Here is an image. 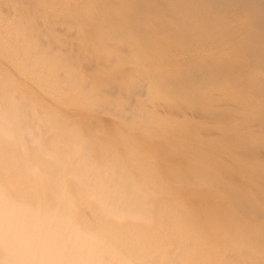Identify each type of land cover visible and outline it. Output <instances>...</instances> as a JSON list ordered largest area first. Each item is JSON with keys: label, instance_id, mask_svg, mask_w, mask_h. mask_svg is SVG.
Here are the masks:
<instances>
[{"label": "rangeland", "instance_id": "rangeland-1", "mask_svg": "<svg viewBox=\"0 0 264 264\" xmlns=\"http://www.w3.org/2000/svg\"><path fill=\"white\" fill-rule=\"evenodd\" d=\"M22 1L21 0H0V96H2L0 101H4L3 103L7 104L6 108L3 109V103L0 102V105H1L0 107H2L0 108V110L1 109L4 110V115L2 111H1L2 114L0 112V116L3 115L2 116L3 119L2 117H0V119L2 120V121L0 120L1 121L0 127L4 128L3 130H5V132L2 130L3 134L5 135V133L7 132V130L9 131V129H11L12 131L13 130L12 128L14 126L12 127L11 125L13 124L14 125L16 124V127L18 128L20 127L19 125L21 124V126L24 125L23 128L21 127L22 129H25V128L30 129L32 124L35 125L36 127L38 123L39 127L37 126L38 127L37 129L42 130L44 126L39 122L43 118L45 117L47 118L48 114L52 112L51 113L52 115L50 114L51 119L50 117H48L50 120L47 121L46 118L43 119L44 122H48V123L50 122V124L53 125L52 126L53 128L51 127V125H49V127L54 129V131L59 130V128L61 130H70V128H73L72 133L76 132L75 134L77 135L81 131L82 133H80L81 135L79 134V138L77 137V135L75 136V134L74 136L77 137V140L78 139L81 140L80 142H82L84 138L85 139L87 138L89 141L88 145L90 144L93 150L90 147L88 148L87 147L88 145L85 146L88 142V141L85 142L86 141L85 139L83 141L86 143L85 145L82 146L83 143H79L77 141L78 145L80 144L82 147H84L83 149L85 150H87V148L88 150L91 149L89 153H91L94 150L95 151L97 150V152L94 151L93 153L89 154L90 155L89 156L87 154L88 150L87 152H84V150L82 149V147H80V145L78 146L75 144L76 138H75V142H73L74 136H71V137L68 136L69 135L68 133H70V131L66 133V131L63 132L60 130V132L57 131L54 133L53 131L52 133H50L52 131V130L50 131L51 128H48V129L46 128V132H48V134L45 131L43 132L46 133L45 135L47 137L44 136L45 138L42 141L43 135H40L41 141L39 143L37 142L38 145L41 144L39 147L37 144H36L37 147L35 146L32 147V145H35L36 142L33 141L35 143L32 145L28 143L30 141L29 140L30 138H28L27 136H29L30 133L24 135L22 134L23 132L21 131L22 133L21 132L20 133L23 135L22 137L24 138V142L26 143L22 145L23 138H21V134L19 136V133H18V136L20 138H18L17 140L19 141L18 143L21 142V144H19L20 147L24 146L23 147L24 150L22 151L24 152L25 150H27L26 152L27 156L25 155V157L28 158L27 159L28 162H27L24 155H22L21 151H20L21 154L19 155V149H22V148L20 147L19 149L17 148L18 143H16L17 147H15V143H13L12 138H11L13 137V140L14 141L16 140L15 138L17 135L15 136V134L17 133L14 134L12 132H15V131L17 132V129L14 128L12 132L9 131L12 133V135L13 134L14 135L11 137L9 135L8 138L6 137V139H3L5 137L1 132L0 133V182L6 188L12 191V194H14L13 195L14 197L17 193H19V191L26 190L27 187H34L37 191L40 190L43 192L41 194H44V195H42L41 198L44 196L43 197L44 204L52 206V207L58 206L60 204L59 203L60 199L58 201L57 197H55L56 195L53 194L51 185L46 180H44L43 177L41 179H38L39 183L37 184L35 181V179L37 180V178L34 179V177L32 176L33 173L30 172V169L28 172V167H30L29 163L32 162L31 164H41L42 165L41 171H44V172H48L49 170L53 171V169L54 171H56L60 169L59 168L60 164L58 165V162H57V164L54 165L53 161L55 158L51 159L53 157L50 158L49 156L48 160L46 158H43L44 152L46 151L50 152L52 150V152L54 151L53 153H60L61 157L65 159L66 162L67 161L69 162L75 156V154L80 156L79 155V153L81 152L79 151V148H80V150L82 149L83 152L89 156V158L91 157V155L93 157L94 153L98 155V157L96 158H94L95 156L93 158L91 157L93 162L91 161V159H89L91 161L89 162L88 156L83 153L84 155L82 154L83 156L81 155V157L84 158V156L86 155L87 159L85 160L86 161L88 160L89 162V163L88 162L86 163L87 165L85 164L86 166L92 163V165L90 166L94 167L98 163L97 165H99L100 169L103 170L106 167L102 171V173H100L101 174L99 175L100 177H97L98 180H100L99 178L103 176L102 174L103 172L107 170V168L108 169L110 168L109 170H107V172H110V170L112 169L111 166L113 167L115 166L116 168V164H117L116 169H119V170L114 171L115 168L112 170L115 173L117 171V173L119 175L121 174V176L123 175L124 172H126L127 175L126 173H124L123 176L126 175V178L128 176L129 178H131V180L128 181L129 180L128 178L125 181H128L131 184L140 185L142 189L146 188L145 190H147L148 192H152V191L153 193L155 192L154 193L155 197L152 196L153 193L149 194L150 195L149 197L150 199L154 201L156 205L165 207L169 203L167 200H170V199L173 200L174 198H175L174 200H176L174 202L180 205L183 204L182 205L183 208L180 205H176L175 210L172 211L171 214H172V217H175V216L183 217L186 221L185 222L186 226L188 225L189 227L188 231H186L183 228V230L179 232L174 227L176 225L172 224L171 219L169 218L170 216H168V214H165L164 210H158V208L155 211L153 220H148L149 223L143 220L139 222L135 220L130 221V219L129 220L128 219L126 220L118 219V221H116L117 218L107 216L106 214L100 211V208L102 209V207H100L101 205H99L97 202H92L94 201V199H92L93 195H91V198H89L90 195L84 192L85 189H82V188H85L88 182H89V185L92 186V183L95 180H97L96 176L94 175L96 174L95 171L99 169V168H96L98 166L96 165L95 170L91 171L92 174L95 173L94 175H92L91 173H90L91 175L90 174L88 175L87 173L90 172V169L89 170L84 169L85 172L87 171L86 172L87 175H86L84 171L82 172L83 168L80 164L81 162L84 161V159L82 161V158L80 157L79 158L81 160L80 161L77 158L78 156H76L75 158H77L80 162L78 161L75 162L77 159L74 158L75 160L73 159L74 160L73 163L71 161L72 164L70 163L69 165L67 162L65 166H66V170L69 169L67 172L70 173L72 170L71 168H73L74 171H78L77 170L78 168L75 167L74 163L80 164L81 168L78 166L81 169V170L79 169V171L81 172L80 174L81 180H79L80 185L77 183L80 177L78 173L76 174V172L75 174L78 175L79 177L77 178V180H75L73 177H72L73 179L67 177L66 181L68 183L66 182L64 183L66 184L65 186L69 187V190L74 193V198H75L76 207H77V212H76L77 222H79V224L81 225L83 229H86V230L89 229L88 231H91V232L93 230L94 233L100 234L102 233V231L108 228V229H113L115 231H118L120 233L122 232L123 234H128V230H131V228L135 226L136 228L139 229L138 238L142 239L144 236H148V235L152 236L153 238H156V241H158V244L155 245L153 248H151L152 255H154L155 251L160 250L166 256L165 257L166 260L168 262L171 261L169 262L170 264H264V179H263L264 178V161H263L264 155H262L264 153V145H263L264 144V141H263L264 134H262L264 131L262 132L259 128V125H260L259 123H261V125H264L263 124L264 116L262 115L263 118L260 116L261 113L264 114L263 113L264 111L261 110V108L264 109L263 108L264 106L262 105L264 104L263 102L264 101V82H263L264 77L263 76L260 77L256 75L261 72L260 70H262V74H259V75H263V72H264L263 71L264 64L262 63L264 59L263 57L264 48L262 46V44L264 43V0H248V1L247 0H153L155 1V4L152 3L153 2L152 0H146V1L144 0L146 3L147 1H149L150 2L149 5L152 3L150 6H148V8H147V5L144 3V1L142 2L141 0H128L127 1L128 3H125L126 0H25V1L22 0ZM139 1L142 2V3L140 2V5H139ZM252 1H255V2H252ZM141 4H143L142 7H141ZM153 4L158 7L156 8L155 6H153ZM149 7L150 8L152 7V10L157 9L160 11H157V12L152 11V12L157 13V14L153 13L154 14L153 15ZM139 10L141 12L143 10L144 14L146 15H144L143 12L140 13ZM147 12L148 14L149 13L150 14L148 15ZM151 14L153 16H151ZM30 31L32 34L29 33ZM249 31L250 33H255V35L250 34ZM233 36L236 38H233ZM247 36L249 37L247 38ZM250 36L252 39H250ZM253 38L259 41V44L257 43V40L255 41L258 45H260V43L263 42L260 45L262 47L257 45L258 48H262V49L257 48L259 51L255 49V47L257 46L254 47L255 42ZM243 39H245L246 41L248 40L247 42L248 44L252 40L254 44L250 43L248 46H246L247 43L245 41L244 43ZM225 40L227 43L225 42V44H223L224 43L223 41ZM189 41H190V44H189ZM219 42H221V44ZM240 42H241V46H240ZM242 43L245 44L247 48L253 45L252 49L250 47L248 48L247 51L249 53L244 51L246 47ZM193 44L195 45L196 48L194 46L191 47V45ZM229 44L231 46H234L235 49H236V46H240L239 48L241 50L240 49L238 50L236 49L237 51L235 50L236 52H239V53H235V51H232V49L230 50L229 48H233V47H230ZM243 47L245 48L243 49ZM206 48H208V51H206L207 50ZM214 48L216 49L214 50ZM221 48H226V49L224 50ZM124 49L126 50V52H123ZM11 50L13 51L12 53H10ZM252 50L253 51L257 50V51H254L252 53ZM127 51H129V54ZM243 51L245 52V54ZM131 52H132V55H131ZM228 52H229V55H228ZM240 52H241V55H240ZM13 53L15 55H13ZM10 54H12V56H10ZM247 54L248 55L250 54L249 59H248V56H246ZM141 56L143 57V59ZM241 56L243 57L242 59H241ZM23 57H24V60H22ZM251 57L254 60L259 59L258 60L259 62L257 61L256 64L253 63L254 60H252ZM226 59H228V61ZM233 59L235 61L236 59H239V61L237 60L238 63L235 62ZM16 60L18 61V65L17 64L15 65V63H17ZM48 60H49V63H48ZM230 60L232 63L230 62ZM241 60L243 63H245V60H246L247 64L246 63L245 64L248 67L243 63L242 65ZM248 60L251 61L252 64L251 62L249 63ZM12 61L15 63H12ZM27 61L29 62V64ZM45 61L47 62L44 63ZM144 61L145 62L148 61V62L144 64L143 63ZM23 62H25V64ZM37 62L39 63L37 64ZM229 62L231 64H234V63L235 64L231 65ZM133 63L136 65H134ZM138 63L139 65H137ZM147 63L149 64L147 65ZM50 64L51 66L52 64L53 65L55 64V65L54 67L52 66L51 68ZM229 64L231 66H229ZM236 64H238V68L236 67L237 66ZM254 64H255V68L259 67L260 69L258 68V70L256 69L254 70L253 69L254 67H252L254 66ZM18 66H20L21 69ZM232 66H234L235 68L234 67L232 68ZM249 66L251 69L254 70V72L249 68ZM15 67H18V68H15ZM48 67L50 69H48ZM245 67H247V69H249L247 71L248 72L250 71V72L246 73L245 72L246 70H244L245 76L242 77L243 74L241 73L243 72L242 71L243 69L241 70V68L245 69ZM261 67L263 68L261 69ZM39 68L41 71L46 70V69H48V71L47 70L43 71V73L45 72L43 74L40 70H38ZM145 68H147L148 70ZM20 70L23 71V73H24V70L27 71L28 73L25 72L24 73L25 75H24ZM37 71H38V78L37 77L35 78V76H37V73H36ZM233 71H236V72L234 73ZM49 72L52 73L51 74L52 76L50 75ZM142 72H144L145 74L147 73V74L146 75L144 73L142 74ZM230 72H231V76H230ZM237 72L239 75L237 74ZM252 72L255 73L256 76L251 74ZM28 74H30L29 76L31 77H29ZM40 74H43V75L39 76ZM240 74L242 75L241 77H239ZM248 74L251 76H249ZM46 75L47 77H45ZM246 75L249 76L250 78L249 79L248 77L246 78ZM53 76L57 77V79L54 78ZM252 76L254 77L253 80L257 81V83L256 81L254 82L256 83L254 84V88L256 89L253 88V83H252L253 81L252 80L250 81V79L253 78ZM50 77L52 81L54 80V85L52 81H48ZM232 77H233V80H232ZM31 78L36 79V81L32 79V81H34L35 83L31 81ZM260 78H262L261 83L259 82ZM37 79H40L39 83L37 82L38 81ZM235 79L236 80L242 79V80L236 81ZM243 79H245L246 82H244ZM224 80L228 82V84ZM135 81H137V83ZM143 81L145 82L143 83ZM213 81L215 82L216 85L214 84ZM241 81L244 86L248 83L246 85V87L247 86L248 87L245 88L244 86H242ZM43 82H45L48 85H45L44 87H42L44 85ZM49 82L54 86L55 89ZM129 82L133 85L134 88H132V85L131 86L129 85L130 84ZM36 84L38 85L36 86ZM142 84H145L144 85L145 87H143ZM158 84H161V85H158ZM162 84L164 85V87ZM261 84H263V87L261 86ZM195 85L197 88L195 87ZM230 85L233 88V90L230 87ZM239 85L242 86L243 89H241ZM38 86L40 89L38 88ZM59 86L60 88L58 89ZM129 86L132 89L129 88ZM220 86L222 87L220 88ZM238 86L240 87V89ZM75 87H76V90H75ZM209 87H212V90ZM4 88H8L9 90L8 89L5 90ZM44 88H46V90L50 89L51 92L50 90L49 92L46 91ZM139 88H142V89H139ZM143 88L145 89V91L142 92ZM153 88L155 90H153ZM235 88L237 89V92L234 91L236 90ZM251 88L254 89L253 93L255 94L251 92L253 91ZM57 89L61 92H59ZM134 89H136V91H139V92L141 91V93L143 94H140V93L138 94V92L133 91ZM200 89L202 90L204 89L203 90L204 92ZM10 90H12L13 95L14 94L16 95V96L15 95L13 96L14 99L16 97L19 99L18 102L22 103L24 101L27 104L29 103V101H31L30 103L33 106L32 107L33 112L31 109H28V105H29V108H31L30 103L26 107H25V103H22V105L24 104V106H22L19 103H18L19 105L16 104L15 102H17L16 101L17 98L15 99V102H14L15 105L14 104L11 105L12 108L10 107V109H12L13 111L16 105L18 106V108L21 105L20 107L22 108L21 109L19 108V111H21L22 115H24L23 112L26 110L25 112L27 113L25 114L28 115V113L30 114V112L32 114H36L34 112L35 111L34 109L37 108L36 112L38 113L40 112L39 115L38 113L36 114V116L38 115L37 117L39 118L37 120L38 121L37 123H36V120H34L35 118L34 115H32L33 118H31L32 117L31 114L28 115V117L31 116L29 118L30 120L28 121L27 119L28 117H26L25 123H24L23 121L24 119L20 118V116L22 115H21V112L19 111L18 113L20 114V116L19 118H17V120H19L18 122L22 120V122L17 126V122L15 123L13 120L10 121V119H12L13 117L12 116L13 113L11 115L12 117L9 115L10 109L8 108L10 106V105L8 106V104L11 101L9 95H12L10 93L11 92ZM52 90L54 91L52 92ZM68 90H72V91L69 92ZM126 90H128V92ZM217 90L219 92L221 90V92L217 93L218 92ZM2 91H4L3 93L5 94V96L3 95ZM75 91L79 93L81 91L82 92L80 93V95L76 92L78 94L77 96ZM8 92H9V95L7 94ZM91 92L92 93L94 92V94H92ZM190 92H192L194 97L192 96ZM67 93H70L69 94L70 96L68 95L69 97L66 96ZM87 93L89 97L87 96L86 98ZM127 93H129L130 96L132 93V96L130 97L129 94ZM221 93H222V96L220 95V98H222L221 99L222 102L228 98L227 101H229L228 102L229 104L228 103L227 104L231 106V108H228V106L226 105L225 102L227 101L224 102V104L227 107L222 102L221 103L223 104L225 108L229 110L234 109L232 107V105L234 106V104H230L231 101L229 99L231 98L232 100V97L234 98L237 97L238 93H239V97L237 98L239 100L235 98V100L238 101V102L235 101V107L237 108L239 106H237L236 102L239 103L238 105H240L241 108L246 107V109L249 110V106H251L254 102L258 103V101L256 100L259 99L260 101L258 105H255L256 103L254 104V106L252 105L251 106L252 108H250V111H246L243 108L241 110L240 107L238 109L235 108L237 109L235 110L237 111L236 115L241 114L237 117L235 114L232 113L235 111L230 110L231 111L230 112L227 110L226 112L228 113H226L224 111L226 110L224 107L223 109H221L222 105L219 99V94ZM241 93L243 95H241ZM195 94L198 96H195ZM214 94L217 96H215ZM225 94L227 97L225 96ZM83 95H85V98ZM126 95H128V97ZM229 95H230V98H229ZM245 95H247V97L249 96V98L250 97L253 98L254 102L252 101L253 103L251 102V105L245 100L248 99V101L249 100L251 101L252 99L246 98ZM255 95H257V97ZM29 96L31 97V100ZM57 96H60V97L57 98ZM79 96H81L83 100L79 98ZM93 96H94V99H93ZM183 96L185 98L184 102L183 100L182 101L179 100L183 98ZM200 96L201 98H199ZM214 96L217 99H219L217 100L219 102L215 100L216 98ZM5 97H7L10 101L7 100V98L5 99ZM13 97H12V100H14ZM52 97H54V99ZM205 97L207 98L209 97V98L207 99ZM129 98L130 99L132 98V99L130 100ZM223 98L224 99L226 98V99L224 100ZM241 98H243V102ZM71 99L73 101L76 99V103L75 101L74 102L71 101ZM80 99H81V102H80ZM85 99L87 100L89 99L88 102L90 104L86 103L87 106L84 102ZM198 99H200L201 101ZM211 99H213V101ZM112 100H114L116 103L114 101L112 104L109 103V102H112ZM135 100L139 101V105L141 106V108L138 105V102ZM214 100L221 106L217 107L216 105L218 104H215L216 102ZM37 101L38 102L40 101L42 104H40V102L38 103ZM162 101H164L166 105ZM210 101H212L215 106H212L213 104L212 103L210 104L209 103ZM12 102L13 101H11L10 103L12 104ZM64 102L65 104H62ZM150 102L151 103L153 102V105ZM154 102L155 103L157 102L156 105L157 106L160 105L161 108L163 109H160L159 106H158L159 109L155 108L156 106ZM175 102L178 106H176ZM202 102H203V105L200 104ZM260 102L261 103L263 102V103L260 104ZM83 103L85 105H83ZM107 103H109L110 105H113L114 108H110V105ZM194 103H196V105L197 103H199V105L194 106L195 105ZM244 103L246 104V106H241V105H245ZM39 104L42 105L44 108L40 107ZM118 104L122 109L119 108ZM247 104H248V108H247ZM47 105L49 106V108H46L48 107ZM78 105H81V106H78ZM90 105L91 107H88ZM122 105H124L125 107L123 106L124 107L123 108ZM169 105H171L170 106L171 108L173 107V105L176 108L173 107V109L171 110ZM85 106L87 107V109ZM149 106H151L150 108H152L153 106V108L157 110L154 111L153 108H152L153 110L148 108ZM181 106L183 109L184 108L185 109L182 110ZM210 106L214 109H212ZM255 106L257 108L259 107L260 108L257 109ZM16 107H15V110L17 109ZM51 107H54L53 109L54 111L52 110ZM82 107H84V109H82ZM253 107H255V109H253ZM117 108H119V110H117ZM204 108H207V109H204ZM208 108H211V109H208ZM6 109H8V111ZM27 109L29 110V112ZM45 109H47L46 110L47 112L49 109V112L47 114H46ZM124 109L125 111H123ZM219 109L221 110L219 111ZM158 110H159V113H158ZM217 110L219 114L216 112ZM251 110L255 111L254 115L258 114V117L256 115L255 116L257 117V119L258 118L261 119L262 120L261 122L257 120L254 115L251 114L253 113ZM116 111L117 113L116 115H114L115 114L114 112ZM118 111H122L123 114ZM144 111H145V114H144ZM173 111H175L176 114H178L179 116L176 115L177 117H174L175 115L172 114ZM204 111H206L207 114H210V116L207 114H204L205 113ZM222 111L226 113L225 116L231 113V115L229 114L231 117L235 116L238 119H234V117L233 118L225 117V121H223L224 118L221 120L219 119L220 117H218V116H221L220 114L224 116V113ZM240 111L241 113H238ZM5 112L6 114L9 115L8 116L9 118L7 117V115L5 117ZM43 112L45 114H43ZM56 112L57 114L55 115ZM127 112L128 113L130 112L129 113L130 115ZM198 112L199 114H201L202 112L203 115H199ZM246 112L248 113V115ZM118 113L119 114L121 113L124 116L121 115L122 117L121 116L118 117ZM149 113H150V117L147 118V115ZM212 113L214 114L212 115ZM216 113L218 114V116ZM41 114L42 116H40ZM126 114L128 117L126 116ZM138 114L140 115V120L142 119V121L138 120L139 119ZM141 114L143 116L146 114L147 115L146 117H143ZM249 114H251V116H254L255 118L252 119L253 117H251ZM58 115L59 117L60 116L62 117L59 118ZM153 115L155 116L153 117ZM205 115L206 117H204ZM211 115L212 117L216 116L215 118L218 117V119L220 120V123L218 122L215 123L214 122L215 118H213V121H212ZM242 115L245 120L244 119L240 120ZM135 116L137 119L135 118ZM202 116L204 117V119ZM208 116L211 117V119L208 118ZM14 117H18V114L17 116L16 114H14ZM53 117H56L57 119L55 120ZM125 117L129 119H126ZM249 117H251V119ZM4 118L5 120L6 118L8 120L4 121ZM230 118L231 120H233V122L230 121ZM247 119L250 120L249 123L246 121ZM51 120L53 122H51ZM254 120H257V121H254ZM8 121L10 122L8 123ZM30 121L32 124H30ZM108 121L110 122L108 123ZM121 121H123V123ZM135 121L136 122L139 121L138 125L135 124ZM226 121H228L230 124ZM251 121L254 123V125L253 123H250ZM5 122H7L8 127H12V128H9L6 130ZM44 122L42 123L44 124ZM58 122L60 123L61 126L59 125ZM221 122L222 123L225 122V123L222 124ZM256 122L257 123L259 122L258 123L259 125L256 124ZM10 123H13V124H10ZM48 123H45V127H46V124ZM129 123L130 124L133 123V124L129 125ZM186 123H189V124H186ZM57 124L60 126L59 128L57 127L58 126ZM219 124H221L224 127H222ZM26 125L28 127H25ZM124 125L125 127H123ZM233 125H234V129L237 128L236 133L238 134L234 133L233 131L234 129L231 128L233 127ZM255 125H258V127L255 128ZM67 126L69 127L68 129L64 128ZM137 126L139 128H137ZM147 126L148 128H146ZM225 126L227 127L225 128ZM54 127L56 128V130ZM74 127L79 128V130ZM141 127H143V129ZM229 127L233 130L230 131ZM246 127H248V129ZM252 127L255 128V131L252 129ZM124 128H127L129 130L127 131V129H124ZM140 128L142 132L140 131ZM245 128L248 130V132L245 130ZM20 129L18 130L20 131ZM34 129H35L34 126L31 127V131H33ZM123 129H124V132H123ZM131 129L132 131L133 130L134 131L132 132ZM149 129L151 130V132ZM261 129L263 130L264 128L261 127ZM137 130H139V132H141L142 134L141 133L139 134ZM143 130L144 131L146 130L148 133L150 132L149 135L146 132L144 134ZM251 130H252L251 135H253V132H254V135L256 134L255 135L256 137L258 134L257 130L259 131L260 136L256 138L257 140H259V137H260L259 141L253 142V140H255V137L253 138L252 136L249 135L250 134L249 132ZM211 131L216 136L217 135L218 136L212 137V135H209ZM242 132L243 133L247 132V136L249 135V137H251L252 139L248 138L245 134L244 135L246 136V138L250 139L252 142L248 141V139L246 138H245L246 139L245 141L243 139L244 135L242 134ZM24 133H26V131ZM34 133H35V137H33ZM38 133L40 134L41 132H39L38 130ZM65 133L67 134L66 136L69 138V140L71 139L70 141H72L73 145L74 146L76 145L75 148L77 149V146L79 147L77 149L78 154L75 153L76 152L75 149H74L75 150L74 152L73 150H69V149H72L73 147L70 148L71 147L70 143L68 139L66 140V142L69 143V147L67 146L69 148L67 149L68 150L67 152H70V151L72 152V154L70 153L71 158L65 150L66 149V147L64 146L65 144L63 143L64 144L63 145L61 143L63 146L60 145V141L63 142L66 139L65 138L66 136L62 137V139L60 138L62 135L64 136ZM239 133H241V135H239ZM36 134H37V131H33L31 133L33 140L38 138L39 135H36ZM203 134H207V135H204V137L206 136V138L211 137L209 139L210 141H214L211 139H215L216 142H213L214 145H212V142H209L208 139L206 140V138L205 139L202 138L203 140L198 139L200 137H203ZM70 135L72 134L70 133ZM233 135L236 136L235 138H238L237 137L238 135L241 136L238 138V140L240 141V144L244 140V142L248 141L247 144L249 145L246 147L243 145L244 143L240 145L237 140H234ZM226 136L230 139L226 141L231 142V144L234 143L233 140L237 141L236 144L238 143V145L234 147L236 150L232 149L233 147L231 146L233 144L228 146V144H230L229 142L228 144H226V141L221 142L220 140V143H219V138L224 139L225 137L226 139H228ZM9 137L11 138V140L9 139ZM31 141H32V138H31ZM90 141L93 145H91ZM207 142H209V144ZM43 143L45 144L46 147L47 146L49 147L45 148ZM26 144H28L27 148L25 147ZM204 144L205 145L207 144V146H205ZM224 144L227 146H225ZM239 145L241 147H245L246 149L244 148L241 149ZM237 146L240 148H238ZM248 147L249 148L251 147V148L249 149ZM40 148L44 149V152L43 150H41V152H43L42 154L40 152ZM252 149L254 151L256 150L255 152H257L256 153L257 155ZM238 151H241L242 153ZM21 155L23 157H21ZM255 155L260 158L258 159L257 157H255V159L252 158ZM260 155L263 157H261ZM196 156H198V159L200 157V160H197ZM201 158L202 160L204 159L203 162L207 161L206 163H204L205 166L196 164L199 161L202 162ZM251 158L254 160H251ZM22 160H25L26 163L25 161L22 162ZM111 160H113V162H111ZM95 161L97 162L96 164H94ZM124 162L126 163V166H127L126 169H128L127 171H124V168H125ZM27 163L29 164V166ZM26 164L27 166H24ZM83 164L84 163H82V165ZM110 164H114V165L110 166ZM206 164L207 166L209 164H211L212 167L213 165L216 166V170H214L215 168L213 169L212 167L208 168ZM53 165L55 167L57 165L58 169L54 168ZM86 166L83 165L84 168H86ZM98 171H101V170H98ZM114 172H111V174L110 173H107V174H109L110 176V175H113ZM129 172L131 175L129 174ZM116 174L114 176H116L117 180H119L118 179L119 175L117 177ZM71 175L72 174H70V176ZM92 176L95 178H91ZM109 176L106 177L105 175L104 178H101L102 179L101 181L97 180L98 182L96 183L95 181L94 184L96 185V184H99L100 182H101L100 184H102L103 181H105L106 183L107 182L111 183V181H113V178ZM84 177L86 178L83 179ZM116 178L114 177V180ZM106 179H110V181L108 180L106 181ZM136 179H137V182L139 183L136 182ZM83 181L84 183L85 182L86 183L84 184ZM121 181L123 184L125 183L123 182V180H120V182ZM132 181H134L135 183ZM187 181L191 185L189 183L187 184ZM115 182L117 183L116 180ZM128 182L126 183L130 184ZM82 183H83V186H82ZM106 183H103V184H105V186L109 185L108 183L107 184ZM116 183L113 184L112 182L113 185H116ZM39 184L41 185V187H39ZM100 184L98 185L99 187L103 185V184L102 185ZM173 184L178 187L180 186L178 188L179 190L181 188H184V189L189 188V189H192L193 191L195 190V192L197 190V192L202 193L200 195L202 196L201 198L203 200L202 199L201 200L202 202L203 201L205 202L202 203L203 205L201 204L200 199H199L200 195L198 194L196 195L197 192L196 193L192 192L194 193V196L196 195L197 197V198L195 197V199L192 198L193 194L190 192V190H187L189 191L188 194L190 193L189 194L190 197L188 195L183 196L182 194H187V192H183L186 190L181 189L180 190L181 193H180L178 190H176L177 188ZM192 185H194L195 187L193 188ZM37 186L40 189H37L38 188ZM60 187H64V185ZM200 187L201 189L203 188L204 189L201 190ZM96 188H97V185H96ZM199 189L200 191H198ZM106 190L107 189H105V191ZM40 191H39V194H40ZM109 191L107 190V192ZM97 192L100 193L101 190ZM102 192L103 194H105L103 189H102ZM172 192L175 193L174 196H177V198L180 196L179 200H177L176 197L172 196L173 195ZM217 192L219 195L220 194L222 195V196L220 195L222 199L225 197L226 200H223L222 202L220 200V202L219 201L217 202L218 200ZM85 193L89 197L86 196ZM162 194L163 196L165 195V197H163ZM105 195L102 196V198L100 196L95 195L96 196L95 199H97L98 201V199L101 198L102 200L104 199V197H106ZM214 195L217 199L213 197ZM86 197H88V200ZM212 199H214L215 201ZM229 199H232V200H229ZM0 200L2 199L0 198ZM182 200L184 202L186 200L185 205ZM234 200L236 201L235 203H237L238 205L233 204L235 206L232 205V207H230L231 204L229 202L234 201ZM187 201L189 202V204L190 203L197 204L196 208H195V205L194 206L189 205V207L193 208L192 210L197 209V212H198L197 217L201 218L199 219L200 221L197 220L196 216H191L193 215L194 211L192 212V210L187 206L188 205ZM198 201L200 202L201 205H198L199 204ZM225 201H229V202H226L227 204H225ZM185 206L187 208L184 209ZM234 207H236V209ZM187 210L190 212H188ZM199 211L201 212L199 213ZM101 213H103L104 217ZM106 217L107 219H105ZM202 219L205 225L198 223V222L202 223ZM3 220L4 218L0 219V226L4 225ZM199 231H201L202 233L201 232L199 233ZM0 233H1V228H0ZM260 241L263 242V244L260 243ZM123 243H125L124 240L113 239L114 247L117 250L122 249ZM1 245L2 244H0V264H16V263L25 264L24 263L25 260L23 259L24 257L22 253H20L19 255L16 254L14 256L15 258H13V260H10L7 258L8 257L7 250H5V247H3L4 245L2 246ZM102 249H103L102 247L97 248V250H102ZM167 255L168 256L170 255V256L167 257ZM19 256L21 257V260H23V262L20 260ZM1 259L4 261H2ZM139 262L142 263V260L140 259Z\"/></svg>", "mask_w": 264, "mask_h": 264}, {"label": "bare ground", "instance_id": "bare-ground-1", "mask_svg": "<svg viewBox=\"0 0 264 264\" xmlns=\"http://www.w3.org/2000/svg\"><path fill=\"white\" fill-rule=\"evenodd\" d=\"M22 1V0H21ZM25 1V0H24ZM128 0H126V2L125 3H128L127 2ZM142 2L144 1V0H141ZM141 1H139V5H140V2ZM146 1V0H145ZM144 1V3L147 5V8H148V6H150L152 3H154L155 4V1H153L150 5H149V1H147V3ZM248 1V0H247ZM23 2V1H22ZM141 2V3H142ZM252 2H255V1H252ZM251 2V3H252ZM143 3V4H144ZM121 4V3H120ZM143 4H141V7H142V5ZM153 4V6H155ZM255 4V3H254ZM156 5H158V4H156ZM236 5V4H235ZM248 5V4H247ZM37 6V5H36ZM234 6V5H233ZM243 6V5H242ZM38 7V6H37ZM156 8L158 7V6H155ZM29 9V8H28ZM149 9H151L150 11L152 12V11H160V10H152V7L150 8L149 7ZM161 9H163V8H161ZM30 10H31V8H30ZM145 10V9H144ZM43 11V10H42ZM140 11V10H139ZM142 12H143V14H144V11L142 10ZM141 11H140V13H142ZM156 12H152V14L154 13H156ZM165 12V11H164ZM31 14H32V12H31ZM147 14H148V12H147ZM150 14V13H149ZM148 14V15H149ZM151 14V16H153ZM157 14V13H156ZM158 14H159V12H158ZM144 15H146V14H144ZM32 16V15H31ZM144 17V16H143ZM254 17V16H253ZM222 18V17H221ZM226 18H228V17H226ZM69 19V18H68ZM230 19H231V17H230ZM233 19V18H232ZM229 20V19H228ZM233 21V20H232ZM261 21V20H260ZM226 22V21H225ZM227 23V22H226ZM229 23V22H228ZM257 23V22H256ZM261 23V22H260ZM230 25V24H229ZM258 25H260V24H258ZM24 26V25H23ZM233 26V25H232ZM16 28V27H15ZM28 28V27H27ZM254 28V27H253ZM17 29V28H16ZM18 29H20V28H18ZM27 30V29H26ZM82 30V29H81ZM233 31V30H232ZM253 31V30H252ZM28 32V31H27ZM226 32H228V31H226ZM238 32V31H237ZM237 32H236V34H237ZM29 33H31V31L29 32ZM219 33V32H218ZM243 33H245V32H243ZM249 33H250V31H249ZM32 34V33H31ZM250 34H252V35H255V33H250ZM29 35V34H28ZM220 35V34H219ZM218 35V36H219ZM239 35V34H238ZM245 35V34H244ZM257 35V34H256ZM260 35V34H259ZM37 36V35H36ZM211 36V35H210ZM240 36H242V35H240ZM29 37V36H28ZM198 37V36H197ZM206 37V36H205ZM244 37V36H243ZM249 36H247V38H248ZM263 37V36H262ZM113 38V37H112ZM111 38V39H112ZM193 38V37H192ZM203 38V37H202ZM217 38V37H216ZM231 38V37H230ZM233 38H236V37H234L233 36ZM212 39V38H211ZM228 39V38H227ZM226 39V40H227ZM250 39H252L251 38V36H250ZM254 39V38H253ZM222 40H223V38H222ZM226 40L225 41H223L224 43L223 44H225V42H226ZM230 40V39H229ZM235 40V39H234ZM242 40V39H241ZM240 40V41H241ZM257 40V39H256ZM255 39H254V42L256 41ZM28 41V40H27ZM194 41V40H193ZM199 41V40H198ZM198 41H196V42H198ZM201 41V40H200ZM248 42V40L246 41L245 39H243V42ZM195 42V43H196ZM202 42V41H201ZM228 42H230V41H228ZM232 42V41H231ZM234 42V41H233ZM244 42V43H245ZM249 42H250V40H249ZM254 42H252V40H251V42L250 43H252V44H254ZM260 42H262V41H260ZM191 43H193V42H191ZM218 43V42H217ZM220 44H221V42H219ZM227 43V42H226ZM236 43H237V41H236ZM249 43V44H250ZM257 43L259 44V41L257 40ZM256 42H255V44H254V47L255 46H257L258 44H257ZM263 43V42H262ZM262 43H260V45L262 44ZM189 44H190V41H189ZM199 44V43H198ZM209 44V43H208ZM239 44V43H238ZM243 44V43H242ZM248 43H247V45L246 46H248L249 45ZM204 45V44H203ZM210 45V44H209ZM216 45V44H215ZM214 45V46H215ZM219 45V44H218ZM233 45V44H232ZM237 45V44H236ZM244 46H245V44H243ZM260 45H258V46H260ZM49 46V45H48ZM192 46H194L195 47V45L193 44V45H191V47ZM196 46H197V44H196ZM211 46V45H210ZM210 46H209V48H210ZM223 46V45H222ZM222 46H220V47H222ZM229 46L230 47H233V48H229L230 50L232 49V51H235L236 49L238 50V49H240L239 47L241 46V42H240V46H236V49H235V47L234 46H231L230 44H229ZM245 46V47H246ZM258 46L257 47H255V49H257L258 48ZM262 46H263V48H264V43L262 44ZM262 46H260V47H262ZM18 47V46H17ZM219 47V48H220ZM224 47H225V45H224ZM238 47V48H237ZM245 47H243V49L245 48ZM250 47V46H249ZM248 47V48H249ZM252 47H253V45L250 47L251 49H252ZM190 48V47H189ZM196 48V47H195ZM200 48V47H199ZM213 48V47H212ZM217 48H218V46H217ZM248 48L246 47L245 49H244V51H246L247 53H249L247 50H248ZM128 49V48H127ZM194 49V48H193ZM207 50L206 51H208V48H206ZM216 48H214V50H215ZM221 49H226V48H221ZM234 49V50H233ZM251 49H249V50H251ZM258 49H262V48H258ZM257 49V50H258ZM23 50V49H22ZM189 50V49H188ZM198 50V49H197ZM200 50V49H199ZM211 50V49H210ZM236 50V51H237ZM241 50V49H240ZM257 50H254V51H257ZM10 51V50H9ZM16 51V50H15ZM27 51V50H26ZM33 51V50H32ZM190 51V50H189ZM205 51V52H206ZM235 51V53H239V52H236ZM243 51V52H244ZM253 50H252V53L254 52ZM259 51V50H258ZM263 51V50H262ZM13 51L11 50V52L10 53H12ZM123 52H126V50L124 49L123 50ZM128 52V54H129V51H127ZM213 52V51H212ZM251 52V51H250ZM25 53V52H24ZM216 53V52H215ZM244 54H245V52H244ZM13 55H15L14 53H13ZM24 55V54H23ZM30 55V54H29ZM34 55V54H33ZM124 55H126V54H124ZM131 55H132V52H131ZM140 55H142V54H140ZM212 55V54H211ZM228 55H229V52H228ZM230 55H232V54H230ZM237 55V54H236ZM240 55H241V52H240ZM243 55V54H242ZM250 55V54H249ZM249 55L247 54L246 56H248V59H249ZM256 55V54H255ZM10 56H12V54H10ZM137 56V55H136ZM200 56V55H199ZM235 56V55H234ZM238 56V55H237ZM245 56V55H244ZM254 56V55H253ZM252 56V57H253ZM18 57V56H17ZM31 57V56H30ZM35 57V56H34ZM142 57V56H141ZM144 57H145V55H144ZM193 57V56H192ZM207 57V56H206ZM213 57V56H212ZM219 57V56H218ZM236 57V56H235ZM251 57V58H252ZM255 57V56H254ZM260 57V56H259ZM264 57V56H263ZM14 58H15V56H14ZM20 58H22V57H20ZM128 58V57H127ZM138 58H139V56H138ZM188 58V57H187ZM194 58V57H193ZM208 58V57H207ZM216 58V57H215ZM222 58V57H221ZM233 58V57H232ZM240 58V57H239ZM243 57L241 56V59H242ZM27 59V58H26ZM31 59V58H30ZM33 59V58H32ZM39 59V58H38ZM43 59V58H42ZM142 59H143V57H142ZM209 59V58H208ZM218 59V58H217ZM256 59V58H255ZM11 60V59H10ZM20 60V59H19ZM22 60H24V57H23V59ZM29 60V59H28ZM36 60V59H35ZM227 61H228V59H226ZM232 60V59H231ZM231 60H230V62H231ZM234 60V59H233ZM237 60L239 61V59H236V61L235 62H237ZM247 60V59H246ZM246 60H245V63H246ZM251 60V59H250ZM252 60H254L253 58H252ZM259 60V59H258ZM258 60H254L253 61V63H255L256 64V62L258 61ZM262 60V59H261ZM13 61H14V59H13ZM12 61V63H15V62H13ZM17 61V60H16ZM21 61V60H20ZM26 61V60H25ZM30 61V60H29ZM244 61V60H243ZM249 61V60H248ZM28 62V61H27ZM33 62V61H32ZM47 61H45L44 63H46ZM139 62V61H138ZM146 62H148V61H146ZM146 62L144 61L143 63L144 64H146ZM229 62V63H230ZM251 61H249V63H250ZM259 62V61H258ZM24 64H25V62H23ZM34 63V62H33ZM39 62H37V64H38ZM43 63V64H44ZM48 63H49V60H48ZM155 63V62H154ZM232 63V62H231ZM230 63V64H231ZM238 63V62H237ZM243 62H242V60H241V64H242ZM245 63H243V64H245ZM261 63V62H260ZM262 63L264 64V59H263V61H262ZM18 65V61H17V63H15V65ZM28 64H29V62H28ZM134 64V63H133ZM141 64V63H140ZM149 63H147V65H148ZM218 64V63H217ZM229 64V66H231V65H234V64H231L230 65ZM239 64H240V62H239ZM242 64V65H243ZM247 64V63H246ZM245 64V65H246ZM251 64H252V62H251ZM255 64H254V66H252V67H254L253 69L255 70H258V68L259 67H256L255 68ZM34 65V64H33ZM40 65V64H39ZM55 65V64H54ZM54 65L52 64V66L54 67ZM134 65H136V64H134ZM137 65H139V63L137 64ZM146 65V66H147ZM152 65V64H151ZM237 66V68H238V64H236ZM244 65V66H245ZM248 65H250V64H248ZM257 65H259V64H257ZM256 65V66H257ZM11 66H12V64H11ZM21 66H23V65H21ZM27 66V65H26ZM31 66H32V64H31ZM41 66V65H40ZM43 66H45V65H43ZM50 66H51V64H50ZM52 66H51V68H52ZM223 66V65H222ZM228 66V65H227ZM226 66V67H227ZM228 66V67H229ZM240 66V65H239ZM247 66V65H246ZM14 67V66H13ZM18 67H20V66H18ZM18 67H15V68H18ZM28 67H29V65H28ZM27 67V68H28ZM149 67V66H148ZM224 67V66H223ZM234 66H232V68H233ZM248 67V66H247ZM247 67H245V69L244 68H241V70L243 71L241 74H243V76L240 74V76L239 77H244L245 76V72L246 73H249L247 70H249V69H247ZM264 67V66H263ZM263 67H261V69L263 68ZM24 68V67H23ZM38 68V67H37ZM45 68V67H44ZM133 68V67H132ZM137 68V67H136ZM139 68V67H138ZM225 68V67H224ZM235 68V67H234ZM249 68H250V66H249ZM20 69H21V67H20ZM41 69H42V67H41ZM48 69H50L49 67H48ZM48 69H46L47 71H48ZM140 69H142V68H140ZM145 69H147V68H145ZM240 69V68H239ZM238 69V70H239ZM251 69V68H250ZM253 69H251L253 72H254V70ZM260 69V68H259ZM27 70H29V69H27ZM36 70V69H35ZM38 70H40V68L38 69ZM46 70H40L42 73H43V71H46ZM52 70V69H51ZM144 70V69H143ZM148 70V69H147ZM237 70V71H238ZM244 70H246L245 72H244ZM21 71V70H20ZM55 71H56V69H55ZM54 71V72H55ZM261 72L260 73H258V74H256V75H258V76H263L264 77V72H263V75H259V74H262V70H260ZM264 71V70H263ZM22 73H23V71H21ZM28 73L27 71H25L24 70V73ZM51 72V71H50ZM49 72V73H50ZM53 72V71H52ZM232 72V71H231ZM231 72H230V76H231ZM234 73L236 72V71H233ZM251 73V74H253V75H255V73ZM23 73V74H24ZM37 73V76H35V78L37 77L38 78V71L36 72ZM45 73V72H44ZM43 73V74H44ZM48 73V72H47ZM144 72H142V74H143ZM149 73V72H148ZM153 73V72H152ZM157 73V72H156ZM34 74V73H33ZM43 74H40L39 76H41V75H43ZM52 73H50V75H51ZM56 74V73H55ZM145 74V73H144ZM147 74V73H146ZM145 74V75H146ZM237 74H238V72H237ZM25 75V74H24ZM27 75V74H26ZM30 74H28V76H29ZM36 75V74H35ZM49 75V74H48ZM54 75V74H53ZM224 75V74H223ZM222 75V76H223ZM239 75V74H238ZM249 75V74H248ZM255 75V76H256ZM33 76V75H32ZM52 76V75H51ZM148 76V75H147ZM146 76V77H147ZM221 76V77H222ZM225 76V75H224ZM249 76H251V75H249ZM249 76H247L246 75V78L248 77V79L250 78ZM29 77H31V76H29ZM34 77V76H33ZM45 77H47V75L45 76ZM49 77V76H48ZM54 78H56L57 79V77H55V76H53ZM144 77V76H143ZM234 77V76H233ZM233 77H232V80H233ZM253 77V76H252ZM141 78H142V76H141ZM220 78V77H219ZM226 78V77H225ZM245 78V79H246ZM32 79H34V78H31V81H32ZM50 79V80H49ZM48 79V81H52L51 80V77ZM231 79V78H230ZM245 79H243V81L244 82H246L245 81ZM254 79V77L253 78H251L250 79V81L252 80L253 82V88H254V84H256L257 83V81H256V83H254L255 81L253 80ZM256 79V78H255ZM262 78H260V80H261ZM35 81H36V79H34ZM38 81V83H39V81H40V79H37ZM47 80V79H46ZM78 80V79H77ZM142 80V79H141ZM147 80H149V79H147ZM236 80V79H235ZM237 80H242V79H237ZM236 80V81H237ZM259 80V82L261 83L262 82V80L260 81ZM42 81V80H41ZM45 81V80H44ZM47 81V82H48ZM138 81H140V80H138ZM208 81H210V80H208ZM222 81V80H221ZM225 81V80H224ZM249 81V80H248ZM249 81V82H250ZM32 82H34V81H32ZM31 82V83H32ZM74 82V81H73ZM136 83H137V81H135ZM142 82V81H141ZM145 81H143V83H144ZM148 82V81H147ZM151 82V81H150ZM205 82V81H204ZM214 82V81H213ZM212 82V83H213ZM226 82V81H225ZM263 82H264V80H263ZM35 83V82H34ZM33 83V84H34ZM40 83H42V82H40ZM44 83V85L42 86V87H44L45 85H48V84H46L45 82H43ZM50 83V82H49ZM52 83H53V85H54V80L52 81ZM130 83V82H129ZM131 83H132V81H131ZM129 84L130 86L132 85V84ZM198 83V82H197ZM220 83V82H219ZM224 83V82H223ZM222 83V84H223ZM227 84H228V82H226ZM225 83V84H226ZM241 83H242V81H241ZM251 83V84H252ZM51 84V83H50ZM59 84H60V82H59ZM80 84V83H79ZM87 84V83H86ZM128 84V83H127ZM201 84V83H200ZM214 84H215V82H214ZM221 84V83H220ZM229 84H230V82H229ZM248 84V83H247ZM246 84V85H247ZM250 84V85H251ZM38 84H36V86H37ZM42 85V84H41ZM52 85V84H51ZM50 85V86H51ZM52 85V86H53ZM56 85H57V83H56ZM55 85V86H56ZM76 85H78V84H76ZM136 85V84H135ZM143 85V87H145L144 85L145 84H142ZM149 85V84H148ZM158 85H161V84H158ZM163 85V84H162ZM197 85H199V84H197ZM216 85V84H215ZM246 85L244 86L243 85V83H242V86H244L245 88H247L246 87ZM40 86V85H39ZM39 86H38V88H39ZM60 86H61V84H60ZM60 86L58 87V89L60 88ZM73 86V85H72ZM75 86V85H74ZM87 86V85H86ZM129 86V88H131ZM150 86H151V84H150ZM194 86V85H193ZM228 86V85H227ZM226 86V87H227ZM240 86V85H239ZM238 86V87H239ZM242 86H240L241 87V89H243V87ZM256 86V85H255ZM261 86L263 87V84H261ZM49 87V86H48ZM79 87V86H78ZM84 87V86H83ZM153 87H154V85H153ZM163 87H164V85H163ZM195 87H196V85H195ZM206 87V86H205ZM222 86H220V88H221ZM229 87V86H228ZM227 87V88H228ZM230 87H231V85H230ZM240 87H239V89H240ZM250 87H252V86H250ZM257 87V86H256ZM50 88V87H49ZM53 88H54V86H53ZM80 88V87H79ZM132 88H134L133 87V85H132ZM131 88V89H132ZM161 88V87H160ZM182 88V87H181ZM187 88V87H186ZM197 88V87H196ZM211 90H212V87H209ZM208 88V89H209ZM214 88V87H213ZM232 88V87H231ZM244 88V89H245ZM5 90L6 89H8V88H4ZM40 89V88H39ZM43 89V88H42ZM41 89V90H42ZM45 90H46V88H44ZM52 89V88H51ZM55 89V88H54ZM57 89V90H58ZM95 89V88H94ZM115 89V88H114ZM139 89H142V88H139ZM190 89V88H189ZM217 89V88H216ZM229 89V88H228ZM236 89V88H235ZM252 89V88H251ZM254 89H256V88H254ZM254 89H252L253 91H251L252 93L254 92ZM4 90V91H5ZM9 90V89H8ZM7 90V91H8ZM50 90V89H49ZM49 90L47 89L46 91H48L49 92ZM63 90V89H62ZM65 90V89H64ZM75 90H76V87H75ZM79 90H81V89H79ZM152 90V89H151ZM150 90V91H151ZM153 90H155L154 88H153ZM161 90V89H160ZM184 90H185V88H184ZM200 90H202V89H200ZM204 90V89H203ZM202 90V91H203ZM222 90V89H221ZM221 90H220V92H221ZM231 90V89H230ZM232 90H233V88H232ZM4 91H2V93L4 92ZM11 91V92H10ZM9 92L12 94V90H10ZM44 91V90H43ZM42 91V92H43ZM54 90H52V92H53ZM56 91V90H55ZM59 91V90H58ZM69 92L70 91H72V90H68ZM124 91H125V89H124ZM127 92H128V90H126ZM132 91V90H131ZM133 91H135V92H138V94L140 93V94H143V93H141V91L139 92V91H136V89H134ZM143 91H145V89L143 88V90H142V92ZM189 91V90H188ZM218 91V90H217ZM217 91H215V92H217ZM224 91V90H223ZM234 91H236L237 92V89L236 90H234ZM243 91V90H242ZM9 92L7 93L8 95H9ZM50 92H51V90H50ZM57 92V91H56ZM59 92H61V91H59ZM58 92V93H59ZM63 92V91H62ZM65 92V91H64ZM77 91H75V93H76ZM82 92V91H81ZM80 92V93H81ZM107 92V91H106ZM155 92V91H154ZM153 92V93H154ZM174 92V91H173ZM199 92V91H198ZM204 92V91H203ZM214 92V91H213ZM219 91L217 92V93H220ZM233 92V91H232ZM231 92V93H232ZM15 93V92H14ZM72 93V92H71ZM79 95H80V93L79 92H77ZM76 93V95L78 96V94ZM92 93V92H91ZM90 93V94H91ZM110 93H112V92H110ZM157 93H158V91H157ZM172 93V92H171ZM171 93H169V94H171ZM187 93H189V92H187ZM191 94H192V92H190ZM194 93H196V92H194ZM244 93V92H243ZM56 94V93H55ZM70 93H67L66 94V96H68ZM73 94V93H72ZM92 94H94V92L92 93ZM91 94V95H92ZM127 94H129V93H127ZM200 94V93H199ZM210 94V93H209ZM233 94V93H232ZM245 94V93H244ZM251 94V93H250ZM253 94H255V93H253ZM3 95L5 96V94L3 93ZM7 95V96H8ZM15 95V94H14ZM13 94L12 95H9L10 96V100L11 101H13L12 102V104L10 103L11 101L7 98V97H5V99L7 98V100H9L8 102H9V104H8V108L10 109V107H11V105H13L14 104V102H15V99L17 98H15L14 99V96ZM65 95V94H64ZM74 95V94H73ZM158 95V94H157ZM156 95V96H157ZM165 95V94H164ZM180 95H181V93H180ZM188 95V94H187ZM186 95V96H187ZM211 95V94H210ZM215 95V94H214ZM220 95L222 96V93L221 94H219V99H220V103L222 102V98H220ZM223 95H224V93H223ZM241 95H243L242 93H241ZM16 96V95H15ZM63 96V95H62ZM70 96V95H69ZM68 96V97H69ZM84 96V98H85V95H83ZM87 96H88V93L86 94V98H87ZM127 97H128V95H126ZM129 96H130V94H129ZM131 96H132V93H131ZM130 96V97H131ZM167 96V95H166ZM185 96V97H186ZM190 96V95H189ZM192 96H193V94H192ZM195 96H198V95H196L195 94ZM212 96V95H211ZM215 96H217V95H215ZM214 96V97H215ZM225 96H226V94H225ZM235 96V95H234ZM246 96V98H249V96L247 97V95H245ZM252 96V95H251ZM256 97H257V95H255ZM12 97H13V99L14 100H12ZM26 97H27V95H26ZM30 97V96H29ZM55 97H56V95H55ZM60 96H57V98H59ZM89 97V96H88ZM153 97V96H152ZM188 97V96H187ZM194 97V96H193ZM213 97V96H212ZM227 97V96H226ZM237 97H239V93H238V96ZM237 97H235V98H237ZM2 98V96H0V99ZM33 98V97H32ZM35 98V97H34ZM53 99H54V97H52ZM64 98V97H63ZM73 98V97H72ZM79 98H81V96H79ZM154 98V97H153ZM156 98V97H155ZM179 98H181V97H179ZM183 98H184V96H183ZM183 98H181V99H179V100H183V102H184V100H185V98L183 99ZM196 98V97H195ZM199 98H201V96L199 97ZM205 98H207V97H205ZM204 98V99H205ZM209 98V97H208ZM207 98V99H208ZM216 98V97H215ZM229 98H230V95H229ZM235 98L234 97H232V100L234 101H232L231 100V98L229 99L230 101H231V103L230 104H234V106L232 105V107L234 108H232L233 110H231V111H235V110H237L239 107H240V105H238L239 103H237L238 101L237 100H235ZM251 98V97H250ZM249 98V99H250ZM3 99H4V97H3ZM2 99V100H3ZM39 99V98H38ZM60 99H62V98H60ZM65 99V98H64ZM68 99V98H67ZM78 99V98H77ZM82 99V98H81ZM81 99H80V102H81ZM89 99H91V98H89ZM88 99V100H89ZM93 99H94V96H93ZM92 99V100H93ZM130 99V98H129ZM132 99V98H131ZM130 99V100H131ZM136 99V98H135ZM145 99V98H144ZM159 99V98H158ZM219 99H215L216 101L217 100H219ZM224 99V98H223ZM226 99V98H225ZM224 99V100H225ZM228 99V98H227ZM227 99L225 100V101H227ZM238 99V98H237ZM242 99V102H243V98H241ZM240 99V100H241ZM252 100L249 102L248 101V99L247 100H245V101H247L248 103H250V105H251V102L253 101V98H251ZM256 99V98H255ZM254 99V100H255ZM30 100H31V97H30ZM59 100V99H58ZM79 100V99H78ZM83 100V99H82ZM86 100V101H85ZM84 100V102H85V104L86 103H89L88 102V100L87 99H85ZM109 100H111V99H109ZM154 100V99H153ZM178 100V99H177ZM197 100V99H196ZM198 100H200V99H198ZM203 100V99H202ZM212 101H213V99H211ZM214 100V101H215ZM239 100V99H238ZM17 102H15L16 104H21L22 105V103H25V107L31 102V101H29V103H27L26 104V102H22V103H20V102H18L19 101V99L17 98V100H16ZM22 101V100H21ZM43 101V100H42ZM64 101V100H63ZM71 101H73L72 99H71ZM75 101V103H76V99L74 100ZM73 101V102H74ZM113 101L114 100H112V102H109V103H113ZM135 101H137V100H135ZM180 101V102H181ZM188 101H190V100H188ZM201 101V100H200ZM212 101H210L209 103L211 104H213V102ZM215 101V102H216ZM225 101H223L222 103L224 104V102ZM235 101H237L236 102V104H237V106H239L238 108L237 107H235ZM244 101V102H245ZM256 101H258V103H259V99L258 100H256ZM0 102H4V101H0ZM7 102V101H6ZM38 102V101H37ZM40 102V101H39ZM38 102V103H39ZM60 102V101H59ZM58 102V103H59ZM115 102V101H114ZM138 102V105H139V101H137ZM136 102V103H137ZM160 102V101H159ZM162 102H164V101H162ZM186 102V101H185ZM217 102H219V101H217ZM215 103V104H218V103ZM229 101H227V102H225L226 103V105L228 106V108H231V106H229L228 103ZM233 102V103H232ZM254 102V101H253ZM252 102V103H253ZM264 102V101H263ZM262 102V103H263ZM61 103V102H60ZM67 103V102H66ZM79 103V102H78ZM92 103V102H91ZM95 103V102H94ZM109 103H107V104H109ZM116 103V102H115ZM142 103V102H141ZM151 103V102H150ZM155 103V102H154ZM165 103V102H164ZM187 103V102H186ZM221 103V105L220 104H218V105H216L217 107H222L221 109H223V104ZM228 103V104H227ZM256 103V104H255ZM258 103L257 102H254L252 105L254 106V104L255 105H258ZM261 102H260V104H262ZM5 103H3V109L4 108H6V105L7 104H5ZM18 104V105H19ZM31 104V103H30ZM40 104H42L41 102H40ZM39 104V105H40ZM46 104V103H45ZM44 104V105H45ZM62 104H65V102L64 103H62ZM80 104V103H79ZM82 104V103H81ZM84 103H83V105H85ZM90 104V103H89ZM97 104V103H96ZM132 104V103H131ZM149 104V103H148ZM152 105H153V102L151 103ZM157 104V102L155 103V108H157V109H163V108H161V106L160 105H158L159 106V108H158V106L156 105ZM175 104H176V102H175ZM195 105L194 106H197V105H199V103H197V105H196V103H194ZM200 104H202L203 105V102L202 103H200ZM241 104V103H240ZM245 104V103H244ZM15 105V104H14ZM20 105V106H21ZM36 105V104H35ZM38 105V106H39ZM49 105V104H48ZM47 105V106H48ZM110 105V104H109ZM150 105V104H149ZM165 105H166V103H165ZM209 105V104H208ZM225 105V104H224ZM225 105V106H226ZM251 105V106H252ZM263 106H264V104H262ZM1 106V105H0ZM17 106V105H16ZM15 106V107H16ZM19 106V108L21 109L22 107H20ZM22 106H24V104L22 105ZM31 106V108H29V105H28V109H31L32 110V104L30 105ZM37 106V105H36ZM78 106H81V105H78ZM86 106H87V104H86ZM85 106V107H86ZM96 106H98V105H96ZM112 106V107H111ZM118 106H119V104H118ZM124 105H122V107H123ZM140 106V105H139ZM168 106V105H167ZM171 105H169V107H170ZM176 106H178L177 104H176ZM201 106V105H200ZM200 106H198V107H200ZM212 106H215L214 104L212 105ZM226 106V107H227ZM241 106H246V104L245 105H241ZM251 106H249V110H247L246 109V107H242L244 110H246V111H250V108H252ZM14 107V106H13ZM15 107H14V109H13V111H12V109H10L9 110V115L11 116L12 115V113H13V117H12V119H10V121L11 120H13L15 123L17 122V126L22 122V120H20V122H18L19 120H17V118H19V116H20V114L18 113V111H19V108H18V106L16 107L17 109V111L15 110ZM40 107H43L42 105H40ZM88 107H91V105L90 106H88ZM125 107V106H124ZM123 107V108H124ZM137 107V106H136ZM151 106H149L148 108H150ZM168 107V108H169ZM173 107H174V105H173ZM173 107L171 108V110L173 109ZM208 107V106H207ZM211 107V106H210ZM217 107H216V109H217ZM256 107V106H255ZM255 107H253V109H255ZM0 108H2V107H0ZM12 108V107H11ZM36 108V107H35ZM44 108V107H43ZM46 108H49V106L48 107H46ZM52 108V110L54 109V107H51ZM61 108V107H60ZM94 108V107H93ZM97 108V107H96ZM110 108H114L113 107V105H110ZM119 108H121L120 106H119ZM119 108H117V110H119ZM127 108V107H126ZM130 108V107H129ZM140 108H141V106H140ZM152 108H153V106H152ZM152 108H150V109H152ZM174 108H176V107H174ZM178 108V107H177ZM181 108H182V106H181ZM181 108H179V109H181ZM187 108V107H186ZM202 108V107H201ZM212 108V107H211ZM211 108H208V109H211ZM225 108V107H224ZM235 108H237V109H235ZM241 108V107H240ZM242 108H241V110H242ZM247 108H248V104H247ZM257 108V107H256ZM260 108V107H259ZM259 108H257V109H259ZM264 108V107H263ZM3 109H1L0 110V112L2 111L3 112V115H4V110ZM23 109H24V107H23ZM22 109V110H23ZM27 109V110H28ZM37 109V108H36ZM36 109H34L35 111V113L37 114L38 112H36L37 110ZM82 109H84V107H82ZM86 109H87V107H86ZM100 109H101V107H100ZM108 109H109V107H108ZM122 109V108H121ZM136 109H138V108H136ZM154 109V108H153ZM152 109V110H153ZM156 109V110H157ZM185 109V108H184ZM183 108H182V110H184ZM196 109V108H195ZM204 109H207V108H204ZM212 109H214V108H212ZM221 109H219V111L221 110ZM226 110H224L225 112L228 110V111H230L229 109H227V108H225ZM7 111H8V109H6ZM5 110V111H6ZM15 110V111H14ZM47 109H45V111H46ZM107 110V109H106ZM147 110V109H146ZM151 110V111H152ZM155 109H154V111H156ZM170 110V111H171ZM193 110V109H192ZM201 110V109H200ZM261 110L262 111H264V109H262L261 108ZM26 111V110H25ZM23 112L24 113V115H26V116H24V115H22V112L21 111H19V112H21V115L22 116H20V118L22 119H24L23 121H24V123H25V119H26V117H28V115H30L31 114V116L32 115H34V117L36 118L38 115H39V113H38V115L36 116V114H32L31 112H30V114L28 113V115L27 114H25V113H27V112ZM40 111H41V109H40ZM44 111V112H45ZM54 111V110H53ZM57 111V110H56ZM61 111H63V110H61ZM79 111V110H78ZM109 111H110V109H109ZM113 111V110H112ZM123 111H125V109L123 110ZM141 111V110H140ZM150 111V110H149ZM181 111V110H180ZM196 111V110H195ZM194 111V112H195ZM215 111V110H214ZM230 111V112H231ZM253 113H251L252 115H254V113H255V111L254 110H251ZM2 112H1V114H2ZM15 112V113H14ZM28 112H29V110H28ZM32 112H33V110H32ZM43 112V114H45ZM48 112H49V109H48ZM47 111H46V114L48 113ZM51 112V111H50ZM58 112H60V111H58ZM118 112H121L122 113V111H118ZM142 112V111H141ZM174 112V113H173ZM172 112V114L173 115H175L174 117H177L176 115H178V114H176V112L175 111H173ZM197 112V111H196ZM200 112V111H199ZM199 112H198V114H199ZM205 113L204 114H207L206 113V111H204ZM208 112H209V110H208ZM217 113H218V110L216 111ZM223 112V111H222ZM221 112V113H222ZM236 112V113H235ZM235 112H232L233 114H237V111H235ZM257 112V111H256ZM260 112V111H259ZM8 113V112H7ZM52 113V112H51ZM50 113V114H51ZM54 113V112H53ZM65 113V112H64ZM115 114L114 115H116V113H117V111L116 112H114ZM119 114L118 113V117L119 116H121L122 114ZM128 113V112H127ZM130 113V112H129ZM128 113V114H129ZM158 113H159V110H158ZM163 113V112H162ZM169 113V112H168ZM215 113V112H214ZM214 113H212V115L214 114ZM216 113V114H217ZM224 113V112H223ZM226 113H228V112H226ZM226 113H224V116L222 115V114H220L221 116H218V114H217V116L218 117H220L219 119H223L224 118V120L223 121H225V117L227 118V117H231L230 115H231V113H229L228 115H226L225 116V114ZM238 113H241V111L240 112H238ZM247 113V112H246ZM264 113V112H263ZM14 114H16V116H17V114H18V117H14ZM50 114H48V116H47V118L48 117H50V119H51V116H50ZM57 114V112L55 113V115ZM61 114V113H60ZM59 114V115H60ZM124 114H125V112H124ZM137 114V113H136ZM144 114H145V111H144ZM197 114V115H198ZM215 114V115H216ZM245 114V113H244ZM251 114H249L250 116H251ZM2 115V116H3ZM6 115H7V117L9 116L8 114H6V112H5V117H6ZM52 115V114H51ZM59 115H58V117H59ZM62 115V114H61ZM130 115V114H129ZM142 115V114H141ZM147 115V114H146ZM146 115H142L143 117H146ZM170 115V114H169ZM199 115H203L202 114V112H201V114H199ZM207 115H209L210 116V114H207ZM212 115H211V117H212ZM239 115H241V114H239ZM239 115H236L237 117L239 116ZM247 115H248V113H247ZM256 115V114H255ZM254 115V116H255ZM260 115V114H259ZM262 115L264 116V114H262L261 113V117H262ZM2 116H0V117H2ZM24 116V117H23ZM30 116V117H31ZM40 116H42V114L40 115ZM39 116V117H40ZM122 116H124V115H122ZM121 116V117H122ZM126 116H127V114H126ZM152 116V115H151ZM155 115H153V117H154ZM179 116V115H178ZM208 116V118H210L211 119V117H209ZM223 116V117H222ZM254 116H251V117H253L252 119H254L256 116L258 117V114L254 117ZM30 117H28L27 119H28V121L30 120L29 118ZM57 117V116H56ZM56 117H53L55 120L58 118H56ZM62 116H60L59 118H61ZM117 117V118H118ZM128 117V116H127ZM138 117H139V121H142V119L140 120V115L138 114ZM150 117V113L147 115V118H149ZM152 117V118H153ZM203 117V116H202ZM204 117H206V115L204 116ZM204 117H203V119H204ZM216 116H214V117H212V121H213V118H215ZM218 117L217 118H215V123L216 122H218V123H220V120L218 119ZM234 117V119H238V118H236L235 116H232L231 118H233ZM251 117H249L250 119H251ZM257 117H256V119H257ZM9 118V117H8ZM31 118H33V116L31 117ZM34 118V120H36V123L38 122L37 120L39 119L38 117L35 119ZM46 118V117H45ZM45 118H43V119H45ZM46 118V120L48 121V120H50L49 118L47 119ZM90 118V117H89ZM126 118V117H125ZM129 118H130V116H129ZM129 118H126V119H129ZM135 118H136V116H135ZM142 118V117H141ZM156 118V117H155ZM231 118H230V121H232L233 122V120H231ZM248 118V119H249ZM263 118V117H262ZM2 119H3V117H2ZM15 119H16V121H15ZM42 119V118H41ZM43 119L39 122V123H41L44 127H45V123H48V122H44L43 121ZM137 119V118H136ZM181 119V118H180ZM229 119V118H228ZM240 119V118H239ZM242 119H244V117H243V115L241 116V119L240 120H242ZM246 120L248 123H249V121L250 120ZM1 120V119H0ZM6 120H8L7 118H6ZM5 120V118H4V121H6ZM45 120V121H46ZM54 120V121H55ZM60 120H62V119H60ZM68 120V119H67ZM76 120V119H75ZM147 120H149V119H147ZM219 120V121H218ZM245 120V119H244ZM257 120H259L260 122L262 121L261 119H257ZM257 120H254V121H257ZM2 121V120H1ZM0 121V122H1ZM10 121H8V123L10 122ZM33 121V120H32ZM58 121H59V119H58ZM139 121H135V124L136 125H138V122ZM145 121V120H144ZM229 121V120H228ZM228 121H226V122H228ZM13 122V123H14ZM34 122V121H33ZM42 122H44V124L42 123ZM51 122H53L52 120H51ZM62 122V121H61ZM110 121H108V123H109ZM122 123H123V121H121ZM207 122V121H206ZM236 122V121H235ZM263 122H264V120H263ZM6 123V130L7 129H9V128H12L13 126V130H14V128L15 129H17V132L15 131V132H12L11 131V129H9V131H11L12 133H17V134H15V136H16V140L14 141L13 140V137H11V136H13L12 135V133L11 132H9L8 130H7V132L5 133V135L3 134V131L5 132V130H3L4 128H2V127H0V133L2 132V134L4 135V137L5 138H3V139H6V137L8 138V136L10 135V137L12 138V141H13V143H15V147H17L18 149H19V147H20V145L19 144H21V142L20 143H18L19 141L17 140L18 138H20L19 136H20V134L22 133V134H28V133H30L29 134V136H27L28 138H30L29 140V142L28 143H30L31 145L32 144H34L35 142V145H32V147H37L36 146V144H37V142L39 143L40 141H41V137H40V135H43V138H42V141H43V139L45 138L44 136H46L45 134L47 133L48 134V132H46V128L48 129V128H51L53 125H51L50 124V122L48 123V124H46V127L44 128L43 126V128H42V130L41 129H37L39 126V124L37 123V126L35 127V125H33L32 123H31V121H30V124H32L31 125V127H33L34 126V130L33 131H37V134L36 135H39L38 136V138H36V139H34L33 140V137H35V133H34V136L32 137L31 136V133L33 132V131H31V127H30V125H29V127H30V129H27V128H25V129H22L23 127H24V125H22L21 126V124L19 125L20 127L18 128V127H16V124L14 125L13 123H10V124H13V125H11L12 127H8V125H7V122H5ZM27 123H29V122H27ZM36 123H34V124H36ZM56 123V122H55ZM59 123V122H58ZM119 123V122H118ZM131 123V122H130ZM129 123V125H132V124H130ZM141 123V122H140ZM148 123V122H147ZM190 123V122H189ZM189 123H186V124H189ZM217 123V124H218ZM222 123V122H221ZM225 123V122H224ZM224 123H222V124H224ZM229 123V122H228ZM228 123H226V124H228ZM245 123V122H244ZM250 123H253L252 121L250 122ZM259 123V122H258ZM257 122H256V124H258ZM4 124V123H3ZM9 124V125H10ZM53 124V123H52ZM125 124V123H124ZM128 124V123H127ZM143 124V123H142ZM146 124V123H145ZM144 124V125H145ZM177 124V123H176ZM179 124V123H178ZM230 124V123H229ZM231 124H233V123H231ZM260 125H261V123H259ZM258 124V125H259ZM264 124V123H263ZM48 125V126H47ZM49 125H51V127H49ZM56 125V124H55ZM58 125V124H57ZM59 125H60V123H59ZM57 126L58 128L61 126ZM104 125V124H103ZM108 125V124H107ZM107 125H106V127H107ZM135 125V126H136ZM150 125V124H149ZM152 125V124H151ZM154 125V124H153ZM182 125V124H181ZM219 125H221V124H219ZM218 125V126H219ZM253 125H254V123H253ZM252 125V126H253ZM258 125H255V128L256 127H258ZM260 125H259V128H260V130L263 132L264 131V129L262 130L261 129V127L262 128H264V125H261V127H260ZM0 126H1V123H0ZM128 126V125H127ZM134 126V127H135ZM146 126V125H145ZM144 126V127H145ZM178 126V125H177ZM183 126V125H182ZM190 126V125H189ZM194 126V125H193ZM207 126V125H206ZM222 126V125H221ZM241 126V125H240ZM247 126V125H246ZM8 127V128H7ZM22 127V128H21ZM25 127H28L27 125L25 126ZM71 127V126H70ZM73 127V126H72ZM119 127V126H118ZM120 127H121V125H120ZM123 127H125V125L123 126ZM130 127H132V126H130ZM191 127V126H190ZM222 127H224V126H222ZM227 126H225V128H226ZM231 127V126H230ZM229 127V128H230ZM250 127V126H249ZM22 130H21V129ZM53 128V127H52ZM50 129V133H52L53 131H54V129ZM55 128V127H54ZM62 128V127H61ZM64 128H69L68 126L67 127H64ZM74 128H76V129H78L79 130V128H77V127H74ZM129 128V127H128ZM137 128H139L138 126H137ZM142 129H143V127H141ZM141 128H140V131L142 132V130H141ZM146 128H148V126L146 127ZM145 128V129H146ZM192 128V127H191ZM231 128H233L234 129V125H233V127H231ZM229 129L230 131L231 130H233V129ZM247 129H248V127H246ZM245 128V130L248 132V130ZM255 128H253L252 127V129L255 131ZM18 129H20V131L18 130ZM45 129V130H44ZM124 129H127V128H124ZM124 129H123V132H124ZM155 129V128H154ZM219 129H220V127H219ZM224 129V128H223ZM237 128H235L233 131H234V133H236L237 132V130H236ZM3 130V131H2ZM38 130H39V132H41L40 134L38 133ZM41 130V131H40ZM55 130H56V128H55ZM60 128H59V130H57L58 132H60ZM72 130H73V128H70V130H61V131H66V133L67 132H69L70 131V133L72 134V135H70V133H68L69 135V137H71V136H74V134L76 133V132H73L72 133ZM75 130V129H74ZM97 130V129H96ZM120 130H122V129H120ZM129 129H127V131H128ZM150 130V129H149ZM214 130V129H213ZM212 130V131H213ZM236 130V131H235ZM240 130V129H239ZM19 131V132H18ZM22 131V132H21ZM26 131V133H24ZM31 131V132H30ZM43 131H45L46 133H44ZM48 131V130H47ZM57 131H54V133L55 132H57ZM126 131V132H127ZM131 131H132V129H131ZM134 131V130H133ZM132 131V132H133ZM138 132H139V130H137ZM144 131V130H143ZM176 131V130H175ZM210 132V134L209 135H212V137H217L213 132ZM227 131V130H226ZM260 131V132H261ZM21 132V133H20ZM77 132H79V131H77ZM125 132V133H126ZM136 132V131H135ZM141 132H139V134L141 133ZM145 132L146 133H148L146 130L144 131V134H145ZM150 132H151V130H150ZM149 132V133H150ZM207 132V131H206ZM215 132V131H214ZM217 132V131H216ZM219 132V131H218ZM239 132H241V131H239ZM247 132H245V133H243L242 132V134L244 135H246L247 136ZM251 132H252V130L249 132L250 134V136H252L253 138L255 137V140H253V142L254 141H259L260 140V137H259V140H257L256 138L258 137V136H260V133H259V131L257 130V132H258V134H257V137L254 135V132H253V135H251ZM11 133V134H10ZM18 133H19V136H18ZM62 133V132H61ZM60 133V134H61ZM64 134V136L62 135H60L59 137L62 139V137H65L67 134ZM80 133H82L81 131L79 132V134ZM124 133V134H125ZM149 133H148V135H149ZM161 133V132H160ZM221 133V132H220ZM256 133V132H255ZM1 134V135H2ZM21 134V138H23L22 135ZM79 134L77 135V134H75V136L77 135V137L79 138ZM137 134V133H136ZM142 134V133H141ZM184 134V133H183ZM202 134V133H201ZM213 134H214V136H213ZM217 134V133H216ZM219 134V133H218ZM225 134V133H224ZM236 134H238V133H236ZM262 134H264V132L262 133ZM261 134V135H262ZM33 135V134H32ZM81 135V134H80ZM204 135H207V134H203V137H200V138H198V139H205L206 138V136L204 137ZM239 135H241V133H239ZM237 136L238 138L239 137H241V136ZM242 135V136H243ZM244 135V137H243V139L246 141V139H248V138H250V139H252L251 137H249V135L247 136L248 138H246V136ZM73 137L74 138V140H73V142H75V138H76V142L78 141L79 143H83L82 144V146L83 145H85L86 143L85 142H87L88 141V139L86 138H84L86 141L85 142H83L84 141V139H83V141L82 142H80L81 140H77V137ZM141 136V135H140ZM192 136V135H191ZM230 136V135H229ZM234 136V140H237L238 141V143L240 144V141L238 140V138H235L236 136L235 135H233ZM263 136V135H262ZM9 137V139L11 140V138ZM47 137V136H46ZM82 137V136H81ZM84 137H85V135H84ZM154 137V136H153ZM186 137V136H185ZM188 137H190V136H188ZM209 137V136H208ZM227 137V136H226ZM27 138V139H28ZM31 138H32V141H31ZM56 138V137H55ZM66 138V139H65ZM64 139H65V141H63V142H61L60 141V139H59V141H60V145L61 146H63L64 144V146L66 147V152L68 151L67 149H69L68 147H69V143H70V148H72V149H69V150H73V152L76 150V152L75 153H77V149L79 148L78 146L80 145H78V142L76 143L75 142V144L76 145H78L77 146V149L75 148L76 147V145L74 146L73 145V143H72V141H70L69 140V138L66 136ZM83 138V137H82ZM192 138V137H191ZM197 138V137H196ZM211 138V137H210ZM210 138H206V140L208 139V141L209 142H212V145H214V143L213 142H216L215 141V139H211V140H214V141H210L209 139ZM228 138V137H227ZM231 138H232V136H231ZM246 138V139H245ZM63 139V140H64ZM68 139V141H69V143L68 142H66V140ZM142 139V138H141ZM145 139V138H144ZM164 139V138H163ZM202 139V140H203ZM225 139V140H224ZM224 139L222 138V139H220L219 138V143H220V140H221V142H223V141H226V140H230L229 138L228 139H226L225 137H224ZM242 139V138H241ZM240 139V140H241ZM242 139V140H243ZM250 139H248V141H251ZM20 140V139H19ZM22 140V139H21ZM187 140V139H186ZM201 140V141H202ZM205 140V141H206ZM232 140H233V138H232ZM231 140V141H232ZM233 140V142L235 143H232L231 144V142H229V141H226V144H228V142L230 143V144H228V146L229 145H232L231 147H233L232 149H235L234 147L236 146V145H238V143L236 144V142L237 141H234ZM241 140V141H242ZM244 140H243V142L242 143H244L243 145L246 147V146H248L249 144H247V142H244ZM33 141H35V142H33ZM147 141V140H146ZM146 141H144V142H146ZM163 141V140H162ZM161 141V142H162ZM204 141V142H205ZM264 141V140H263ZM262 141V142H263ZM24 138H23V141H22V145L23 144H25L26 142H24ZM31 142H33V143H31ZM148 142V141H147ZM170 142H172V141H170ZM170 142H168V143H170ZM203 142V143H204ZM209 142H207L208 144H209ZM252 142V141H251ZM16 143H18L17 144V146H16ZM63 145H62V144ZM72 143V144H71ZM88 143H89V141L87 142V144L85 145V146H87L88 145ZM90 143H91V141H90ZM159 143V142H158ZM199 143V142H198ZM242 143L240 144V145H242ZM66 144H68V145H66ZM216 144V143H215ZM222 144V143H221ZM27 145L28 144H26V148H27ZM30 145V146H31ZM38 145V144H37ZM41 144H39L38 145V147L40 146ZM43 145L45 146V144L43 143ZM51 145V144H50ZM91 145H93L92 143H91ZM173 145V144H172ZM205 145V144H204ZM225 145V144H224ZM239 145V146H240ZM253 145V144H252ZM264 145V144H263ZM68 146V147H67ZM81 145H80V147H82ZM158 146V145H157ZM203 146V145H202ZM205 146H207V144L205 145ZM217 146V145H216ZM225 146H227V145H225ZM24 147V146H23ZM23 147L21 146L20 148H22V149H19V155L22 153V155H24V157H25V155H26V152H27V150H25L24 152L22 151V150H24L23 149ZM47 147H49V146H47ZM46 146H45V148H47ZM88 148L90 147L91 149H92V147L90 146V144L87 146ZM159 147V146H158ZM177 147V146H176ZM238 147V146H237ZM236 147V148H237ZM241 147V146H240ZM240 147H238V148H240ZM245 147H241V149L242 148H244V149H246ZM25 148V149H26ZM64 148V147H63ZM84 147H82V149H83ZM88 148H87V150H88ZM94 148V147H93ZM138 148H140V147H138ZM228 148V147H227ZM230 148V147H229ZM237 148V149H238ZM249 148V147H248ZM247 148V149H248ZM251 148V147H250ZM249 148V149H250ZM252 148H254V147H252ZM75 149V150H74ZM80 150V148H79V151H81L80 153H79V155L80 156H78V155H76L75 153V156H74V154H73V158L71 159V161H72V163H73V161L75 160V159H79L80 157H81V155L84 153V152H87V150H85V149H83L84 150V152H83V150ZM91 149H89L88 150V152H87V154L89 155V154H91V153H93L94 151H92L91 153H89L90 152V150ZM95 149V148H94ZM179 149V148H178ZM243 149V150H244ZM261 149V148H260ZM41 150H43V152H44V149H41L40 148V152H41ZM93 150V149H92ZM168 150H170V149H168ZM177 150V149H176ZM236 150V149H235ZM253 150V149H252ZM20 151H21V153H20ZM46 151V150H45ZM78 151V152H79ZM210 151V150H209ZM233 151V150H232ZM242 151V150H241ZM241 151H238V152H241ZM251 151V150H250ZM254 151V150H253ZM256 151V150H255ZM254 151V152H255ZM43 152H41V154L43 153ZM47 152V151H46ZM44 152L43 153V158H46L47 160H48V158H49V156H50V158L51 157H53V158H51V159H54V161H55V163H54V161H53V164L55 165V164H57V162H58V165H59V168L60 169H58V167H57V165H56V167L53 165V167L54 168H57L58 170H56V171H54V169H53V171H48V172H44V171H41V164H31L32 162H30L29 164H30V167H28V172H29V169H30V172H32L33 174H32V176L34 177V179L35 178H37V180L35 179V181H36V183L38 184L39 182V180L38 179H41L42 177L44 178V180H46L50 185H51V188H52V192H53V194H55L54 196L55 197H57V200L59 201V199H60V204L58 205V206H55V207H52V206H49V205H46V204H44V196L41 198V196L42 195H44V194H41V193H43L42 191H40V194H39V191H37L34 187H27L26 188V190H22V191H19V193H17L16 195H15V197L13 196L14 194H12V191H10L8 188H6L1 182H0V198L2 199V200H0L1 202H0V217L1 218H4V220H5V222H4V220H3V223H4V225L2 226H0V228H1V233H0V244H2V245H4L3 247H5V250H7V255H8V259H10V260H13V258H15L14 256L16 255V254H20V253H22L23 254V259L25 260V264H170L169 262H171V261H167L166 260V256L164 255V253L162 252V251H160V250H158V251H155L154 252V255H152V252H151V248H153L155 245H157L158 244V241H156V238H153L152 236H150V235H148V236H144L142 239L141 238H138L139 236H138V232H139V229L138 228H136L135 226H133L132 228H131V230H128V234H123L122 232L120 233V232H118V231H115V230H113V229H106V230H104V231H102V233H100V234H96V233H94L93 232V230H92V232L91 231H88V230H86V229H83L82 227H81V225L79 224V222H77V215H76V212H77V207H76V201H75V198H74V193L73 192H71L70 190H69V187H67V186H65L66 184L64 183V182H66V183H68L66 180H67V177L68 178H74L75 180H77V178H79L80 177V179H78V184H79V180H81V176H80V174H81V172L79 171V169L81 168V166H82V168H83V170H82V172L84 171V173L86 174V172H85V170L84 169H90V172H88L87 174L89 175L90 173L92 174V172L91 171H93V170H95V167H96V165L98 164L96 161L94 162V164H96L94 167H92V166H90V165H92V163L91 164H88V166L90 167H88V166H86L87 164V162H88V160L89 159H91V157H92V155H91V157L89 158V156L86 154V153H84V154H86L87 156H88V160L86 161L85 159H87V157H86V155L84 156V158L83 157H81L82 158V161H83V159H84V161L83 162H81L80 164H81V166H80V164L78 163H74L75 164V167H77L78 169V171L80 172H78V171H74L73 170V168H71L72 170H71V172L69 173V172H67L68 170H66V164H67V162H66V160L65 159H63L62 157H61V155H60V153H53L52 152V150L50 151V152ZM52 152V153H51ZM95 152H97V150L95 151ZM243 152H245V151H243ZM24 153V154H23ZM68 153V155L70 156V153L72 154V152L70 151V152H67ZM242 153V152H241ZM257 152H255V154H256ZM78 154V153H77ZM83 154V155H84ZM21 155V157H23ZM45 155V156H44ZM82 155V156H83ZM254 155V154H253ZM257 155V154H256ZM254 156V157H252V158H254L255 159V157H257V156ZM262 155H264V153L262 154ZM27 156V155H26ZM46 156H48V157H46ZM76 156H78L77 158H75ZM95 156V157H94ZM94 158H96V157H98V155H96L95 153H94ZM176 156H177V154H176ZM258 156H259V154H258ZM261 156V155H260ZM92 157V158H93ZM197 157V160H200V157H199V159H198V156H196ZM251 157V156H250ZM261 157H263V156H261ZM70 158H71V156H70ZM75 158V159H74ZM121 158V157H120ZM187 158V157H186ZM251 158V160H254V159H252ZM258 158H260V157H257V159ZM23 159V158H22ZM25 159H26V161H27V157H25ZM50 159V160H51ZM57 159H58V161H57ZM74 159V160H73ZM76 160L75 162H80L79 160ZM205 159H206V157H205ZM208 159V158H207ZM246 159H248V158H246ZM250 159V158H249ZM261 159H263V158H261ZM95 160V159H94ZM98 160V159H97ZM119 160V159H118ZM123 160V159H122ZM190 160V159H189ZM194 160H195V158H194ZM201 160H202V158H201ZM250 160V161H251ZM25 160H22V162H24ZM26 161H25V163H26ZM71 161H69L68 162V164L70 165V163H71ZM91 161H92V159H91ZM90 160H89V162H91ZM192 161V160H191ZM204 161V159L202 160V162L201 161H199V162H197L196 164H199V165H202V166H205L204 165V163H206V162H203ZM247 161H249V160H247ZM263 161H264V159H263ZM28 162V161H27ZM52 162V161H51ZM88 162V163H89ZM93 162V161H92ZM111 162H113V160H111ZM119 162V161H118ZM182 162V161H181ZM71 163V164H72ZM82 163H84L83 165L84 166H86V168H84L83 167V165H82ZM115 163V162H114ZM184 163V162H183ZM182 163V164H183ZM203 163V164H202ZM28 164V163H27ZM27 164L26 165H24V166H27ZM29 164H28V166H29ZM77 164V165H76ZM86 164V165H85ZM93 164V165H94ZM108 164V163H107ZM124 164H125V168H124V171H127L128 169H126V163L124 162ZM208 164V163H207ZM207 164H206V166H207ZM111 165H114V164H110V166ZM80 168H79V167ZM98 167H96V168H99L98 170H101V171H98L97 169V171H95L96 172V174L94 175V174H92V175H94V176H96V179H97V177H100L99 175H101L100 173H102V171L106 168H104L103 170L102 169H100V167H99V165H97ZM124 166V165H123ZM155 166V165H154ZM68 167V166H67ZM103 167V166H102ZM208 168H210V167H212L211 166V164H209L208 166H207ZM226 167H227V165H226ZM27 168V167H26ZM94 168V169H93ZM111 168L112 169H114L115 168V166L113 167V166H111ZM116 168H117V164H116ZM114 169V171L115 170H119V169ZM214 170H216V166H214L213 165V167H212ZM92 169V170H91ZM110 169V168H109ZM108 168H107V170H109ZM111 169V170H112ZM126 169V170H125ZM81 170V169H80ZM107 170L105 171V172H103V176H101V178H104V176L106 175V177L107 176H109V174H107V173H110L111 174V172H114L113 170L111 171L110 170V172H107ZM249 170V169H248ZM220 171V170H219ZM27 172V171H26ZM67 172V173H66ZM74 172V173H73ZM75 172H76V174L78 173L79 174V177H78V175H76L75 174ZM107 172V173H106ZM9 173H10V171H9ZM99 173V174H98ZM105 173V174H104ZM116 173H117V171H116ZM115 172L113 173V175H110L109 177H111V178H113V181H111V183L110 182H107L109 185H106L105 186V184H103V183H106L105 181H103V185L102 184H100V185H102V186H98L99 184H96L97 185V188H96V185L94 184V182L96 181V183L98 182V181H101L102 179L101 178H99L100 180H92V181H94L93 183H92V186H90L89 185V182L86 184V186H85V188H82V189H85V191L84 192H86L88 195H90V197L86 194V196H88L89 198H91V195H93V197H92V199H94V201H92V202H97L99 205H101L100 207H102V209L100 208V211L101 212H103L104 214H106L107 216H109V217H113V218H117V220L116 221H118V219L119 220H126V219H130V221L131 220H135V221H137V222H139V221H147V223H149V221L148 220H153V218H154V215H155V211L157 210V208H158V210H164V213L165 214H168V216H170L169 218L171 219V222H172V224L174 225H176V226H174L179 232L180 231H182L183 230V228L186 230V231H188V229H189V227H188V225L186 226V224H185V219L183 218V217H181V216H175V217H172V211H174L175 210V207H176V205H180V204H178V203H176V202H174V201H176V200H172V199H170V200H167L168 202V204L164 207V206H160V205H156L155 203H154V201L152 200V199H150V195L149 194H152L153 193V191L152 192H148L147 190H145L146 188H144V189H142L141 188V186L140 185H136V184H131L130 182H128V181H130L131 180V178H129L128 176H127V178H126V175H127V173L126 172H124V173H126V175L125 176H123L124 175V173H123V175L121 176V174L119 175L118 173L116 174ZM121 173V172H120ZM29 174V173H28ZM31 174V173H30ZM70 174H72L71 176H70ZM74 174V175H73ZM84 174V175H85ZM86 174V175H87ZM90 174V175H91ZM98 174V175H97ZM117 175V177H118V175H119V180H117V178H116V176H114V175ZM129 174H130V172H129ZM15 175V174H14ZM76 175V176H75ZM83 175V176H84ZM85 175V176H86ZM131 175V174H130ZM8 176V175H7ZM66 176V177H65ZM75 176V177H74ZM108 177V178H109ZM114 177L116 178L115 180L117 181V183L115 182V180H114ZM72 178V179H73ZM86 177H84L83 179H85ZM91 178H95V177H91ZM110 178V179H111ZM129 178V180L128 181H125L126 179H128ZM134 178V177H133ZM110 179H106V181L108 180V181H110ZM187 179V178H186ZM240 179V178H239ZM264 179V178H263ZM88 180V179H87ZM90 180V179H89ZM105 180V179H104ZM112 180V179H111ZM120 180H123V182H128V183H130V184H123L122 183V181L120 182ZM163 180V179H162ZM112 182H113V184H115L116 183V185H113L112 184ZM118 182H120V183H118ZM132 182H134V181H132ZM136 182H137V179H136ZM64 183V184H63ZM81 183V182H80ZM83 183H84V181H83ZM83 183H82V186H83ZM86 183V182H85ZM84 183V184H85ZM90 183V184H91ZM106 183V184H107ZM135 183V182H134ZM137 183H139V182H137ZM166 183V182H165ZM189 182L187 181V184H188ZM36 184V185H37ZM48 184V185H49ZM93 184H94V186H93ZM110 184H111V186H110ZM167 184V183H166ZM190 184V183H189ZM49 185V186H50ZM64 185V187H60V186H63ZM80 185V184H79ZM89 187H88V186ZM113 185V186H112ZM174 185V184H173ZM191 185V184H190ZM189 185V186H190ZM146 186V185H145ZM175 186V185H174ZM193 186V188L195 187L194 185H192ZM38 187V186H37ZM39 187H41V185L39 184ZM37 188V189H40V188ZM177 189L176 190H178L179 192H180V190L182 189H184V188H181L180 190L178 189L179 187L178 186H175ZM186 187H187V185H186ZM107 189L109 192H107V190L105 191V189ZM156 188V187H155ZM191 188V187H190ZM198 188V187H197ZM102 189H103V191L105 192V194H107V195H105V194H103V192H102ZM149 189H151V188H149ZM200 189H201V187H200ZM200 189L198 190V191H200ZM204 189V188H203ZM203 189H201V190H203ZM99 190H101V192L100 193H98L97 191H99ZM184 190H186V191H183V192H187V194H182L183 196L184 195H188L189 196V194H188V192L189 191H187V190H190V192L192 193V192H195V190L193 191L192 189H184ZM192 190V191H191ZM82 191V192H83ZM151 191V190H150ZM161 192V191H160ZM159 192V193H160ZM196 192H197V190H196ZM195 192V193H196ZM109 193V194H108ZM155 193V192H154ZM154 193H153V195L152 196H154ZM173 193V192H172ZM181 193V192H180ZM174 194L175 193H173V195L172 196H174ZM193 194V195H192ZM191 195H192V198H194L195 199V197H196V195L198 194V195H200V194H202V193H199V192H197L196 193V195L194 196V193H192ZM252 194V193H251ZM100 196L101 198H102V196H106V197H104V199H102L101 200V198L100 199H98V201H97V199H95L96 198V196ZM181 195V196H182ZM221 195V194H220ZM220 195L218 194V192H217V197H218V200H217V202L219 201L220 202V200H221V202L223 201V200H226V198L224 199H222L221 197H220ZM157 196V195H156ZM162 196H163V194H162ZM222 196V195H221ZM88 197H86L87 198V200H88ZM155 197V196H154ZM158 197V196H157ZM163 197H165V195L163 196ZM174 197H176L177 198V196H174ZM180 197V196H179ZM179 197L177 198V200H179ZM190 197V196H189ZM188 197V198H189ZM199 197V196H198ZM202 196L200 195V202H201V204L202 203H204L205 201H203L202 202V198H201ZM213 197H215V195L213 196ZM259 197V196H258ZM152 198V197H151ZM192 198H190V199H192ZM197 198V197H196ZM219 198H221V199H219ZM229 198V197H228ZM254 198V197H253ZM42 201H41V200ZM202 199V200H201ZM215 199H217L216 197H215ZM255 199H256V197H255ZM91 200V199H90ZM89 200V201H90ZM99 200H100V202H99ZM196 200H198V199H196ZM212 200H214V199H212ZM229 200H232V199H229ZM183 201V200H182ZM215 201V200H214ZM184 202V201H183ZM185 202H186V200H185ZM185 202H184V205H185ZM200 202L198 201V205H201L200 204ZM213 202V201H212ZM226 202H229V201H225V204H227ZM231 202H233V203H231ZM236 201L234 200V201H230L229 203L231 204V206L230 207H232V205L233 204H235V205H238L237 203H235ZM101 203V204H100ZM193 203V202H192ZM187 206L189 207V205H195V208H196V203L195 204H189V202L187 201ZM207 204V203H206ZM223 204V203H222ZM229 204V205H230ZM98 205V206H99ZM183 205V204H182ZM182 205H180L181 207H182ZM203 205V204H202ZM217 205V204H216ZM235 205H233V206H235ZM84 206H85V204H84ZM219 206V205H218ZM214 207V206H213ZM183 208V207H182ZM185 208H187L186 206L184 207V209ZM190 208V207H189ZM235 209H236V207H234ZM191 210L193 209V208H190ZM199 209V208H198ZM211 209H212V207H211ZM215 209V208H214ZM189 210V209H188ZM187 210V211H188ZM221 210V209H220ZM185 211V210H184ZM194 211V212H193ZM186 212V211H185ZM188 212H190V211H188ZM192 212H193V215H191V216H196V218H197V220H199V219H201L200 217H197V214H198V212H197V209L196 210H192ZM201 211H199V213H200ZM103 213H101L102 215H103ZM241 213V212H240ZM92 214V213H91ZM189 214V213H188ZM190 214H192V213H190ZM93 215V214H92ZM199 216H200V214H199ZM103 217H104V215H103ZM0 218V219H1ZM196 218H195V220H196ZM253 218V217H252ZM105 219H107V217L105 218ZM200 221V220H199ZM119 222H121V221H119ZM252 222V221H251ZM199 224H204V222H203V219H202V223L201 222H198ZM149 225V224H148ZM205 225V224H204ZM98 230V229H97ZM19 231V232H18ZM201 231H199V233H200ZM202 233V232H201ZM113 239H121V240H124L125 241V243H123V245H122V249L121 250H117L115 247H114V244H113ZM250 241H252V240H250ZM254 242V241H253ZM257 242V241H256ZM255 242V243H256ZM255 243H253V244H255ZM260 243H262L263 244V242H261L260 241ZM1 245V246H2ZM103 248L102 250H97V248ZM3 254V253H2ZM5 256V255H4ZM170 256V255H169ZM168 255H167V257H169ZM20 257V256H19ZM142 260V263L141 262H139V260ZM2 260V259H1ZM20 260H21V257H20ZM166 260V261H165ZM168 260H169V258H168ZM2 261H4V260H2ZM1 261V262H2ZM18 261V260H17ZM22 262H23V260H21ZM3 263V262H2ZM17 264V263H16Z\"/></svg>", "mask_w": 264, "mask_h": 264}]
</instances>
